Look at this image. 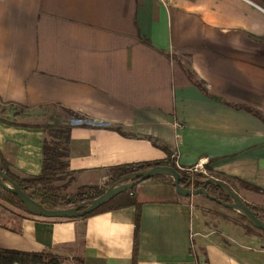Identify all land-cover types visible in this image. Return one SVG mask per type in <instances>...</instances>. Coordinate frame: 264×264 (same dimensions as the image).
Listing matches in <instances>:
<instances>
[{"label":"crops","instance_id":"1","mask_svg":"<svg viewBox=\"0 0 264 264\" xmlns=\"http://www.w3.org/2000/svg\"><path fill=\"white\" fill-rule=\"evenodd\" d=\"M262 117L264 0H0V164L20 177L57 146L70 195L111 166L164 160L166 147L181 165L206 160L264 190ZM234 191L264 206L263 194ZM143 193L136 264H264V238L226 223L218 235L192 198ZM134 214L0 206V249L131 264Z\"/></svg>","mask_w":264,"mask_h":264},{"label":"trees","instance_id":"2","mask_svg":"<svg viewBox=\"0 0 264 264\" xmlns=\"http://www.w3.org/2000/svg\"><path fill=\"white\" fill-rule=\"evenodd\" d=\"M68 113L70 112L68 111ZM49 126H50L49 124H46V127ZM117 131L121 132V130L118 128ZM163 149L166 151L168 156V158L164 160L143 162V163L132 162L127 164L111 166L109 167V169L113 170V176L109 178L108 182L103 187L87 186V185L79 186L76 192L70 195L62 194L58 186H54L51 184L53 181L58 179L60 174L63 173L68 166L67 162L64 160L67 157L66 153L64 151H61L57 146L44 144L42 166L39 174H35V175L32 174L26 177H20L12 173L7 168V163L5 162L4 159L1 160L2 165L0 166V169L5 174H7L14 182H16L17 185L30 197L34 199L38 198L39 202H41V204H43L45 207H66V206H74L80 202L92 199L102 194L109 185L119 180L122 176L131 172L142 170L144 168L156 164L168 165L175 168L181 174L180 182L184 183L186 176L175 166L174 161L169 158L170 153L168 149L166 147H163ZM194 176L195 178L204 177L202 174H195ZM209 177H214L221 181H224L233 190L236 187L244 188L264 195V190H262L261 188H258L257 186L249 184L240 179L226 176L219 172H215V173L211 172ZM151 179L161 180V181L169 180L171 182L172 189L175 191L172 178H167L165 175H156L144 181ZM135 186L115 194L107 201H105L103 204L98 206L95 210L82 216V218H84L89 215L99 213L102 211H109V210L123 208L126 206H133L135 210V214H134V232H133L131 264L137 263V251L139 245L140 209L142 203L146 201V197L143 191L136 190ZM198 186H200V184L195 183V187ZM205 190L210 195L218 199H221L226 202L230 200L229 197L225 195L221 191V189L218 188L216 185L208 184L205 187ZM5 193L8 195L10 200L12 199L14 203H16L20 208L27 211L23 203L16 195L7 191ZM148 196L153 201L167 202L166 200L159 198H156L155 200V197L151 195ZM246 204L259 219L264 221V206L254 205L247 202ZM239 215L242 219V222L247 232L256 230L257 233L259 232L262 235H264V232L252 226L244 215H242L241 213H239ZM0 264H63V259L57 254H54L50 251L34 252V251H21L16 249H0Z\"/></svg>","mask_w":264,"mask_h":264},{"label":"water","instance_id":"3","mask_svg":"<svg viewBox=\"0 0 264 264\" xmlns=\"http://www.w3.org/2000/svg\"><path fill=\"white\" fill-rule=\"evenodd\" d=\"M156 175H165L172 178L173 185L175 187V192L183 197H190L197 194H202L211 200H215L224 207L231 208L246 217L249 223L255 228L262 230L264 232V221L259 219L253 211L249 208L244 200L224 181H221L214 177H206L203 179L200 178H186L184 183H181V174L173 167L168 165H152L142 170L128 173L122 176L119 180L109 185L105 191L86 201L80 202L74 206L66 207H45L39 200L30 197L25 193L16 182H14L7 174H5L0 169V187L16 195L20 201L23 203L27 212L36 215L42 216L45 218H78L82 217L93 210L98 206L103 204L109 198L115 194L127 190L138 183L149 179L152 176ZM199 183L198 187H190V182ZM208 184L216 185L221 191L229 197V201H223L212 195H210L205 187Z\"/></svg>","mask_w":264,"mask_h":264},{"label":"rangeland","instance_id":"4","mask_svg":"<svg viewBox=\"0 0 264 264\" xmlns=\"http://www.w3.org/2000/svg\"><path fill=\"white\" fill-rule=\"evenodd\" d=\"M68 117L69 116L66 112H60L58 116L59 120L61 121H65V120L68 121ZM52 118L55 119L53 122H56V123L59 122L58 119L54 117ZM1 165L2 164H0V166ZM206 168H207V173L209 177L211 172L208 169L207 164H206ZM105 174H106L105 178L101 181V184L97 187H103L108 182L109 178L113 176V170L107 169L105 170ZM166 177L171 178L170 176H166ZM73 181L74 180H72V173L67 172L65 170L63 173L60 174L58 179L53 181L51 184L54 186H58L60 191L62 192H68V191L73 190L72 188L74 184L72 183ZM142 182H145V181H142ZM142 182L135 186L136 190L147 192V193L152 194L153 196H157L163 199H176V197H178L175 191L172 189L171 182L169 180L161 181V180L151 179V180H147L145 183H142ZM190 185L195 188V183L190 184ZM5 192L6 191L0 187V206L9 207L11 209L20 208L16 203H14L12 199L11 200L9 199L8 195ZM180 198L183 199L184 197L179 196V199ZM187 198H192V202L195 205H197L199 209L202 211L207 227L209 229L215 228L216 233L218 235H220L221 232L223 231H220L216 227H218V225H222L223 223H226L228 224L229 227L235 228L238 231H241L247 234L257 235V236L264 238V235H262L259 232L257 233L256 230L247 232L242 222V219L237 211L230 209L228 207H224L217 201L211 200L201 194L193 195V197L190 196Z\"/></svg>","mask_w":264,"mask_h":264},{"label":"built area","instance_id":"5","mask_svg":"<svg viewBox=\"0 0 264 264\" xmlns=\"http://www.w3.org/2000/svg\"><path fill=\"white\" fill-rule=\"evenodd\" d=\"M174 164L181 172L184 173L186 178H195L194 176L195 174H202L204 176L203 178L208 177L207 168H206V164H207L206 160H200L197 163L190 165V166L181 165L179 164L177 160H174ZM203 178H200V179H203ZM193 183H194L193 181L190 182V184H193ZM190 184L189 186L192 187Z\"/></svg>","mask_w":264,"mask_h":264}]
</instances>
